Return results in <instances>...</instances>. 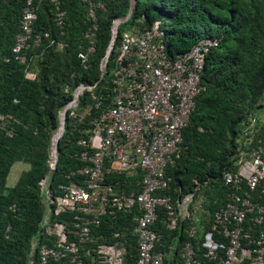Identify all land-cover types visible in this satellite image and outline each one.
<instances>
[{
	"label": "built area",
	"instance_id": "obj_1",
	"mask_svg": "<svg viewBox=\"0 0 264 264\" xmlns=\"http://www.w3.org/2000/svg\"><path fill=\"white\" fill-rule=\"evenodd\" d=\"M84 1L92 21L84 33L88 44L77 52V58L88 69L98 23L93 1ZM51 2L57 9L55 24L62 28L65 12L59 0ZM37 9L33 0H26L12 47L14 59L24 65L28 50L49 38V32L34 30ZM122 21L113 20V33L117 34L115 28ZM165 36L158 22L121 33L112 59L102 61V75L110 71L111 88L109 99L92 95L90 111L96 109L95 115L87 117L90 112L79 111L80 97L93 91L98 81L79 82L74 88L72 99L61 111L86 125L84 135L77 139L82 165L65 175L67 181L52 186L57 144L64 128L53 143L56 131L46 173L38 181L44 214L39 235L31 240L28 264H124L121 233L105 231V223L120 214L132 215L134 264H163L164 252L157 248L163 236L153 229L160 213L165 214L169 229H176L187 218L198 220L200 201L193 192L177 199L166 192L171 181L168 171L181 156L183 131L204 89L200 79L207 55L219 46L220 39L203 36L189 50L170 58ZM7 118L0 113L1 122ZM257 122L253 118L252 126ZM253 140L252 148L238 157L236 170L221 175L228 199L213 213L199 249L190 241L197 232L195 224L185 228L189 239L177 250L184 264H264V134ZM122 175L133 177L130 190L115 180Z\"/></svg>",
	"mask_w": 264,
	"mask_h": 264
},
{
	"label": "trees",
	"instance_id": "obj_2",
	"mask_svg": "<svg viewBox=\"0 0 264 264\" xmlns=\"http://www.w3.org/2000/svg\"><path fill=\"white\" fill-rule=\"evenodd\" d=\"M35 1L42 5L37 11L34 30H48L51 35L44 41L56 48L59 43L64 47L59 51L55 46L49 47L40 63L39 78L27 79L25 66L12 54L26 0L0 1V113L8 117L0 121V264H28L31 240L39 235L44 214L38 181L47 170L50 133L58 126V109L71 99L67 90L71 91L79 82L94 84L98 79L93 94L109 99L110 71L101 78L98 66L110 45L113 19L123 18L131 6L132 15L118 26L109 61L123 31L140 30L155 22L166 34L170 58L189 50L203 36L220 39L219 46L207 55L200 79L204 89L197 96L195 109L183 131L181 156L168 171L171 181L166 191L173 198L176 194L193 192L196 200L201 199L204 215L212 217L228 199V187L221 175L236 170L241 153L235 152L236 128L242 121L237 106L245 105L248 111L264 97V0H92L98 29L88 69L77 58V52L88 44L84 37L92 21L87 16L88 4L82 0H59V7L65 12L64 27L59 28L55 24V3ZM127 22L130 27L121 28ZM33 48L28 50L29 60ZM38 50L34 54L41 55L45 47ZM81 99L82 106L94 103L88 91ZM96 112L92 109L87 117ZM30 118L35 119V124L28 127ZM85 129V124L67 115L65 131L58 143V164L52 186L67 181L65 175L82 165L77 158L80 150L77 139L84 135ZM227 134L232 136L229 147L223 143ZM248 134L243 133L241 145L247 151L255 142L245 139ZM259 135L263 134L255 133L252 138L257 139ZM16 161L30 163V169L9 187L7 176ZM116 179L124 182L127 190L134 184L133 177L122 175ZM192 220L187 218L176 229H169L165 214L160 213L153 229L163 236L157 245L164 252L163 264H184L177 250L189 239L183 228ZM105 224L106 232L119 231L121 240L124 236V264H134L136 243L130 234L132 215L120 214L117 220ZM195 240L198 246L200 240ZM174 245L177 247L171 254L168 248Z\"/></svg>",
	"mask_w": 264,
	"mask_h": 264
},
{
	"label": "rangeland",
	"instance_id": "obj_3",
	"mask_svg": "<svg viewBox=\"0 0 264 264\" xmlns=\"http://www.w3.org/2000/svg\"><path fill=\"white\" fill-rule=\"evenodd\" d=\"M0 1L4 2V0H0ZM41 5H42V3H40V7H41ZM126 15H127V13H126ZM112 23H113V21H112ZM122 25H124V26H122L121 28L128 29L130 27V22L124 23ZM54 46L55 45L54 44H51V42L49 43L48 41H44L43 42V47H45V51H44L43 54H41V55L34 54V53H38L39 52L40 49L38 50V48H33V50L30 52L31 56H30V60H29V68H30L31 73H33V75H35V79H38L39 78L40 67H41V64L40 63H41L42 59L45 57V54L47 52L46 50L49 49V47L51 48V47H54ZM54 48H55V50L58 49V51L61 50V48H59L58 46H57V48H56V46ZM103 58L104 57H102V60H103ZM102 60L100 61V64L98 66L99 77H101V75L103 73ZM28 79H30V78H28ZM97 81H99V80L97 79ZM108 81L109 80H107V83H108ZM85 84H87V83H85ZM74 88L71 91L70 90H67L68 91L67 93L72 94ZM88 92L90 94V97H92L93 92L92 91H88ZM82 99H83V97H82ZM89 105H90V103L87 104L86 106H82V104H81V108H80L79 111L88 114L90 112V106ZM63 106H61V108L58 109V112H57V114H58V120H59V113H60V111H61V109H62ZM237 108H238V111H239V113L241 115L240 121L241 120L242 121H241V124L237 125V128H236L237 135H236L235 143L236 142L237 143H236L235 152L238 155V153H240V151H241V153H240V155H241L243 152H246L247 151L246 148H244L243 146H241L242 145V141H244V135H243V133L244 134L245 133H252L251 135L248 134V136L245 138V139H247L251 143L250 138H252L253 134L258 133V134H261L262 135L263 132H264V97L262 98V100H260L258 106H256L253 109H250V110L247 111L245 105H238ZM253 118H258V124L255 125V126L250 127ZM65 119H66V117H65ZM34 124H35V119L34 118H30V122H28V124H27L28 127H30V125H34ZM58 126L56 128H54L51 131V133H50L49 154H50V151H51L52 139H53L54 134L57 131ZM246 129H248V130H246ZM245 131H248V132H245ZM231 139H232V136L230 134H227L223 138V143L225 144V146H227V147L230 146V144H231L230 140ZM29 169H30V163L25 162V161H16V162L13 163V166H12V169H11V172H10V177L9 178H11V174L14 173L15 174L14 175V179L15 180H17V179L19 180V178H18L19 173L22 174V173L28 171ZM204 196L206 197V193L204 194ZM122 237H123L122 238V241H123V243L125 245V242L123 240L124 239V236L122 235Z\"/></svg>",
	"mask_w": 264,
	"mask_h": 264
},
{
	"label": "crops",
	"instance_id": "obj_4",
	"mask_svg": "<svg viewBox=\"0 0 264 264\" xmlns=\"http://www.w3.org/2000/svg\"><path fill=\"white\" fill-rule=\"evenodd\" d=\"M263 134H264V132H263ZM249 135H250V133H249ZM258 137H261V136L259 135ZM258 137H257V138H258ZM254 138H255V137H254ZM11 169H12V167H11ZM10 172H11V170H10ZM14 175H15V174L12 173V174H11V178H9V177H10V173L8 174V176H7V181H6L7 186H9V187H13V186L18 182V179H17V180L14 179ZM20 175H21V173H19L18 178H19ZM188 193H190V192H188ZM184 194H186V193H184ZM184 194H183V195H184ZM183 195H177V194H176L175 199L180 198V196H183ZM199 196L201 197V194H199L197 197H199ZM200 197H199V198H200ZM197 201H200V203H199L200 208H199V211H198L199 213H198V216H197V219H198V220H196V222H194V220H192V222H193V223L195 224V226H196V230H197V232H196V235L190 239V241H192V243L194 244L195 248L199 249V245H198V246L195 245V243H194V239H196V240L198 239V240L201 241V238H202L203 233L211 228V225H212L211 219H212V217H210L209 214H208L207 216L204 215V213H203V209H201V199H198ZM185 220H186V219H185ZM190 224H191V223H190ZM188 226H189V225H188ZM183 231H185L184 228H183ZM196 240H195V241H196ZM175 247H177V246H176V245H174V246H170V247L168 248V251L170 250V253H171V254H174V253H173V249H174Z\"/></svg>",
	"mask_w": 264,
	"mask_h": 264
},
{
	"label": "clouds",
	"instance_id": "obj_5",
	"mask_svg": "<svg viewBox=\"0 0 264 264\" xmlns=\"http://www.w3.org/2000/svg\"><path fill=\"white\" fill-rule=\"evenodd\" d=\"M83 2H85L84 0H82ZM33 2L38 6V8H39V2H37V1H35V0H33ZM86 3V2H85ZM24 5H25V3H24ZM23 5V6H24ZM23 6H22V8H23ZM37 11H38V9H37ZM131 11V12H130ZM132 13H133V10H132V6L129 8V10H128V13H127V15L125 16V17H123V18H120V19H123V21L122 22H124L125 20H127L131 15H132ZM21 14H22V10H21ZM121 22V23H122ZM120 23V24H121ZM35 26V25H34ZM119 26V25H118ZM35 29V28H34ZM111 30H112V37H111V41H110V45H109V47H108V49H107V51H106V54H105V56H104V58H103V60L105 59V58H109V54H110V51L113 49V45H114V41H115V39L117 38V36H118V27H116L115 28V31L117 30V34H115V33H113L114 31H113V23H112V26H111ZM45 31H47V32H49L48 30H45ZM126 31H132V32H136V30H126ZM36 32H38V31H36ZM51 34H50V32H49V36H50ZM206 36H208V35H206ZM48 39V38H47ZM43 42H44V40L42 41V44L39 46V47H34V48H41L42 46H43ZM63 47H64V44H63ZM63 47H61L60 45H59V48H63ZM32 49V48H31ZM166 50H167V48H166ZM102 60V61H103ZM23 66H25L24 67V74H25V77L28 79V78H30V80H34L35 79V75H33V73H31V71H30V69H28L29 68V59H28V64H26V65H24V64H22ZM27 71L31 74V75H29V76H27ZM102 76L103 75H101V78H102ZM99 82V81H98ZM73 94V93H72ZM72 94H71V99H72ZM84 94V93H83ZM82 94V95H83ZM81 95V96H82ZM70 100V99H69ZM68 100V101H69ZM80 100H82L81 99V97H80ZM68 101L65 103V105L68 103ZM81 104H82V101L80 102V108H81ZM64 105V106H65ZM63 106V107H64ZM90 106V105H89ZM63 107H62V109H63ZM61 109V110H62ZM63 115H65V116H63V118H62V120H61V118H60V116H59V120H58V128H64V131H65V122H66V119H65V117H67V115L64 113ZM61 122H62V125H61ZM62 126V127H61ZM57 128V129H58ZM61 138V137H60ZM58 143H59V141H58ZM57 148H58V144H57ZM46 164H47V162H46ZM215 212V211H214ZM213 212V213H214Z\"/></svg>",
	"mask_w": 264,
	"mask_h": 264
},
{
	"label": "bare ground",
	"instance_id": "obj_6",
	"mask_svg": "<svg viewBox=\"0 0 264 264\" xmlns=\"http://www.w3.org/2000/svg\"><path fill=\"white\" fill-rule=\"evenodd\" d=\"M61 120H62V118H63V111H61ZM61 132V128H58L57 129V133H56V135H55V137H54V139H53V143H55V138H56V136L59 134Z\"/></svg>",
	"mask_w": 264,
	"mask_h": 264
},
{
	"label": "water",
	"instance_id": "obj_7",
	"mask_svg": "<svg viewBox=\"0 0 264 264\" xmlns=\"http://www.w3.org/2000/svg\"><path fill=\"white\" fill-rule=\"evenodd\" d=\"M61 125H62V122H61ZM62 127V126H61Z\"/></svg>",
	"mask_w": 264,
	"mask_h": 264
}]
</instances>
